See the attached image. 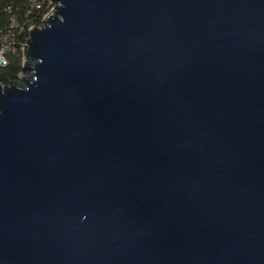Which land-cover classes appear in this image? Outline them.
<instances>
[{"label":"water","instance_id":"water-1","mask_svg":"<svg viewBox=\"0 0 264 264\" xmlns=\"http://www.w3.org/2000/svg\"><path fill=\"white\" fill-rule=\"evenodd\" d=\"M0 83V264H264V0H54Z\"/></svg>","mask_w":264,"mask_h":264},{"label":"trees","instance_id":"trees-1","mask_svg":"<svg viewBox=\"0 0 264 264\" xmlns=\"http://www.w3.org/2000/svg\"><path fill=\"white\" fill-rule=\"evenodd\" d=\"M52 7L43 0H0V50L7 47V64L0 65L1 84L8 85L28 74L23 68V49L29 30L41 26Z\"/></svg>","mask_w":264,"mask_h":264},{"label":"built area","instance_id":"built-area-1","mask_svg":"<svg viewBox=\"0 0 264 264\" xmlns=\"http://www.w3.org/2000/svg\"><path fill=\"white\" fill-rule=\"evenodd\" d=\"M44 1H47L49 5H53V7L51 8V10L54 8V6H55L54 0H43V2ZM38 7H40V6H38ZM6 48L7 47H3L0 50V65L1 66H5L7 64V60L5 58V50H6Z\"/></svg>","mask_w":264,"mask_h":264}]
</instances>
